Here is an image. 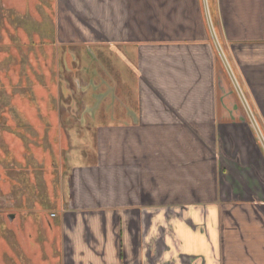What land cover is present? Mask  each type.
Here are the masks:
<instances>
[{"label": "crops", "instance_id": "crops-1", "mask_svg": "<svg viewBox=\"0 0 264 264\" xmlns=\"http://www.w3.org/2000/svg\"><path fill=\"white\" fill-rule=\"evenodd\" d=\"M56 2L95 99L57 264H264V0Z\"/></svg>", "mask_w": 264, "mask_h": 264}, {"label": "rangeland", "instance_id": "rangeland-1", "mask_svg": "<svg viewBox=\"0 0 264 264\" xmlns=\"http://www.w3.org/2000/svg\"><path fill=\"white\" fill-rule=\"evenodd\" d=\"M56 7V0H0V264H57L48 241L72 169L93 149L94 131L81 123L89 117L81 107L95 101L84 80L89 66L75 64Z\"/></svg>", "mask_w": 264, "mask_h": 264}, {"label": "water", "instance_id": "water-1", "mask_svg": "<svg viewBox=\"0 0 264 264\" xmlns=\"http://www.w3.org/2000/svg\"><path fill=\"white\" fill-rule=\"evenodd\" d=\"M10 219H13V216H10Z\"/></svg>", "mask_w": 264, "mask_h": 264}]
</instances>
